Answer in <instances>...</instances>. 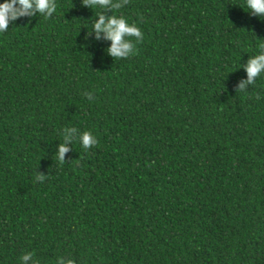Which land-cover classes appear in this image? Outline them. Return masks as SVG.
<instances>
[{
  "label": "trees",
  "instance_id": "trees-1",
  "mask_svg": "<svg viewBox=\"0 0 264 264\" xmlns=\"http://www.w3.org/2000/svg\"><path fill=\"white\" fill-rule=\"evenodd\" d=\"M55 2L0 33V264H264V75L239 89L264 18L245 0ZM96 12L141 28L135 55L108 54ZM71 127L98 143L74 135L60 163Z\"/></svg>",
  "mask_w": 264,
  "mask_h": 264
},
{
  "label": "clouds",
  "instance_id": "clouds-1",
  "mask_svg": "<svg viewBox=\"0 0 264 264\" xmlns=\"http://www.w3.org/2000/svg\"><path fill=\"white\" fill-rule=\"evenodd\" d=\"M127 3V0H82L84 7L120 9ZM248 12L257 17L264 18V0H245ZM57 12L55 0H3L0 2V33L9 31V25L14 24L22 18H32L37 15L50 18ZM98 19L92 25V30L96 34L97 40L102 36L111 42L108 54L115 59H124L136 54V43L142 42L144 33L137 24H131L120 15L105 16L96 12ZM259 52L249 59L244 67L247 73V81L241 82L240 90H244L246 84H252L257 77L264 75V43L259 45ZM89 99L91 96L89 95ZM76 135L80 145L87 151L97 145L98 140L91 131L79 133L75 127L63 130L64 142L59 145L57 160L64 163L65 154L69 152V143H73V136ZM44 176L37 175L36 180L43 182ZM21 264H37L33 253H25L20 258ZM57 264H75L71 258L59 257Z\"/></svg>",
  "mask_w": 264,
  "mask_h": 264
}]
</instances>
